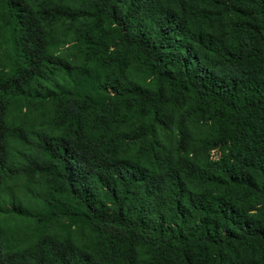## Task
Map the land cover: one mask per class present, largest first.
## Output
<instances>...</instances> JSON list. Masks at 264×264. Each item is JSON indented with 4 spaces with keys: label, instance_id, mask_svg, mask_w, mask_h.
Segmentation results:
<instances>
[{
    "label": "trees",
    "instance_id": "16d2710c",
    "mask_svg": "<svg viewBox=\"0 0 264 264\" xmlns=\"http://www.w3.org/2000/svg\"><path fill=\"white\" fill-rule=\"evenodd\" d=\"M0 264H264V0H0Z\"/></svg>",
    "mask_w": 264,
    "mask_h": 264
}]
</instances>
